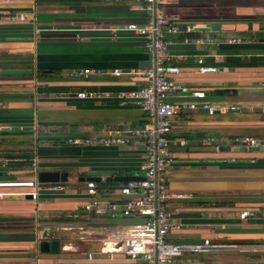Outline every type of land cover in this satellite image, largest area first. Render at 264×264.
<instances>
[{
    "label": "crops",
    "instance_id": "0c3cea01",
    "mask_svg": "<svg viewBox=\"0 0 264 264\" xmlns=\"http://www.w3.org/2000/svg\"><path fill=\"white\" fill-rule=\"evenodd\" d=\"M20 11L35 19H8ZM156 13L180 27L168 45L180 67L176 79L203 89L215 107L213 114L197 107L171 118L170 148L177 149L170 150L174 161L164 187L189 196L170 198L166 209L200 215L169 214L183 224L169 237L238 246L183 255L169 264H264V150L242 142L255 137L264 144V0H174L157 2L152 10L140 0L0 1V182L33 180L37 170L67 172L62 190L43 189L36 199L26 197L31 187L0 184V264H142L128 260L109 236L140 219L85 211L90 196L82 183L94 173L141 175V138L133 135L125 145L69 139L152 125L144 110L117 94L142 86L137 71L154 65L145 38L127 25H143ZM199 58L217 70L199 72ZM80 69L91 72L76 75ZM80 91L102 96L79 98ZM169 100L192 98L175 92ZM97 198L104 203L118 194L101 191ZM243 210L250 211L246 218L239 215ZM47 229L49 240L59 241L57 253L39 251Z\"/></svg>",
    "mask_w": 264,
    "mask_h": 264
},
{
    "label": "built area",
    "instance_id": "2783aa9c",
    "mask_svg": "<svg viewBox=\"0 0 264 264\" xmlns=\"http://www.w3.org/2000/svg\"><path fill=\"white\" fill-rule=\"evenodd\" d=\"M140 1L146 10H152L157 2L174 0ZM8 19L11 22H24L32 21L35 17L34 14L20 11L10 15ZM127 29L145 38V48L153 54L154 65L137 71L144 79L142 86L133 90L121 91L117 97L121 101L128 100L139 106L152 119V125L136 132H124L119 128H114L95 138L75 137L69 141L74 144L125 145L129 143L133 135L141 138L144 147V160L140 165V171L143 179L112 184L105 182L104 177H101L100 181L83 180L86 193L90 196L84 210L97 213L108 210L111 213L118 212L123 217L140 219L139 222L130 226L114 229L109 233V236L120 245L128 260H140L142 264H169L174 258L186 254L205 253L228 247L237 248L236 244L212 243L207 238L196 241H178L169 237V234L180 231L183 224L170 218L166 204L170 198L183 199L189 196L185 192L171 193L164 187V173L174 161L173 153L169 149L172 141L170 138L171 118L183 110H192L197 107L213 114L215 107L205 100L206 94L203 89L190 88L176 79V75L180 73V67L171 61L168 45L171 43L170 35L177 33L180 27L173 22L171 17L156 13L145 24L130 23L127 25ZM182 29L188 33L192 26L184 25ZM189 41L188 38L183 39V42ZM229 41L238 40L230 39ZM207 42L219 44L213 38H208ZM198 63L199 72H215L217 70L216 66L203 64L201 58L198 59ZM90 72V69H80L75 74L87 76ZM113 73L118 74V70H113ZM175 92L187 94L192 100L188 103L169 100V96ZM76 95L79 98L102 96L98 92L85 91L77 92ZM104 95L108 96L111 93L107 92ZM195 100H200V102L196 103ZM242 142L247 146L264 145L260 138L255 137H245ZM179 143L183 145L184 141L180 140ZM73 173L76 174V171L74 170ZM0 184L31 187L32 191L29 194L32 199H36L43 189L52 192L62 190L65 182L41 183L35 178L22 182L5 181ZM101 191H115L118 198L102 203L97 198ZM249 214V210L239 213L241 218H246ZM84 218L89 220L86 214Z\"/></svg>",
    "mask_w": 264,
    "mask_h": 264
},
{
    "label": "water",
    "instance_id": "95a60500",
    "mask_svg": "<svg viewBox=\"0 0 264 264\" xmlns=\"http://www.w3.org/2000/svg\"><path fill=\"white\" fill-rule=\"evenodd\" d=\"M177 148H170V150H175ZM252 150L260 151L264 150V145L262 146H252ZM10 163H17L22 160H8ZM24 161V160H23ZM2 171H0V175ZM36 178L41 183H58V182H65L67 181V172L60 171V170H37ZM105 176L107 180H114V181H130V180H139L143 179L141 175H126V176H118L113 177L111 172H103V173H94L87 177L88 180H95L100 181L101 177ZM27 198H31L30 194H27ZM171 217L174 218H189V217H197L200 215L199 212H191V211H179V212H172ZM51 230L47 229L44 230L40 236V241L38 243L39 251L40 252H54L57 253L59 250V241L57 239L50 238Z\"/></svg>",
    "mask_w": 264,
    "mask_h": 264
},
{
    "label": "rangeland",
    "instance_id": "374dc122",
    "mask_svg": "<svg viewBox=\"0 0 264 264\" xmlns=\"http://www.w3.org/2000/svg\"><path fill=\"white\" fill-rule=\"evenodd\" d=\"M203 254H205V253H198V254H190V255H193V256H195V255H203ZM187 255V254H186ZM189 255V254H188Z\"/></svg>",
    "mask_w": 264,
    "mask_h": 264
}]
</instances>
